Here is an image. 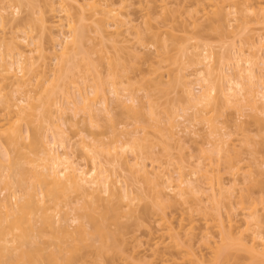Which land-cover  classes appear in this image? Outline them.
<instances>
[{"label":"bare ground","instance_id":"obj_1","mask_svg":"<svg viewBox=\"0 0 264 264\" xmlns=\"http://www.w3.org/2000/svg\"><path fill=\"white\" fill-rule=\"evenodd\" d=\"M182 2L171 12L195 34L196 49L188 60L196 67L190 74L201 84L199 94L188 80L182 81L195 117L215 127L211 113L230 104L240 107L243 102L252 112L263 113L264 34L257 45L253 34L247 33L264 28V0ZM46 5L37 16L33 0H0V143L5 148L7 173L0 178V264H85L87 257L90 264H115L117 259L126 264H220L222 260L264 264V213L258 206L234 200L235 192L241 193L242 167L227 137L218 139L223 143L219 141L220 146L216 140L208 142L215 143L208 152L210 159L214 154L216 158L205 162L189 154L194 161L182 163L174 174L169 168L170 152L163 147L156 151L148 143L150 131L145 126L142 129L148 131L128 129L126 140L110 143L88 136L74 141L68 136L67 119L57 113L68 112L75 118L84 112L92 125H99L101 116L113 115L110 105L114 103L109 105L104 92L117 90L116 71L122 55L112 56L105 67L107 42L138 56L149 28L126 19L111 0H46ZM167 7L168 3L162 5L163 10ZM83 22L91 26L89 35L96 41L80 30ZM20 24H25L22 36L17 33ZM37 26L49 31L52 46H44L32 35ZM211 33L219 38L218 50ZM133 34L136 41H132ZM158 34L155 31L153 37L158 39ZM243 36L237 46V38ZM85 38L97 48L90 43L91 51H85ZM57 42L59 50L54 47ZM48 68L53 69L50 75ZM92 78H97L94 84ZM81 83L90 89L81 88ZM75 87H79L78 98ZM59 95H65L68 106ZM127 100L134 108L138 98L129 94ZM148 101L151 113L157 115L154 100ZM20 117L27 118V130L21 128ZM161 131L157 135L164 136L158 137L174 141V133ZM77 147L90 156L91 167L75 156ZM16 156L23 163L16 162ZM223 157L231 161V187L220 168ZM148 159L158 164L150 165ZM4 191L8 192L2 196ZM73 194L83 204L73 206V214L65 211L62 215V204L74 202ZM192 213L205 216V225L198 231ZM60 221L64 222L61 228ZM72 223H77L78 236L71 235ZM140 227L153 236L151 240L139 236ZM61 232L70 236L66 247L56 238L55 233Z\"/></svg>","mask_w":264,"mask_h":264},{"label":"rangeland","instance_id":"obj_2","mask_svg":"<svg viewBox=\"0 0 264 264\" xmlns=\"http://www.w3.org/2000/svg\"><path fill=\"white\" fill-rule=\"evenodd\" d=\"M111 1L115 5L114 7H117L126 19H133L136 21H134L135 24H138L143 28H149L144 32L145 42L143 45L140 44V46H142V49L139 51L138 56H133L132 54L128 55L124 50L127 54L126 55L123 53L124 51L122 52L117 45H114L112 43V41L107 42L108 52H105L106 57L104 58V61L102 60V63H104L105 67L107 66V64H109V60L112 56L122 55V57L120 58L121 66L116 71V73L119 74L118 76L121 81V83L119 81V84L116 86L117 90L115 91H117V93L115 94V91H110V89L107 88L109 85L105 86L107 90L104 92V95H106L107 99L109 98V105L111 103H114L112 104V106L110 105V108L112 107L111 113H113V115H108L110 116V118L107 117V115H105V117L101 116V119H99L100 124L92 125L89 121L88 115L84 112H80V114H78V116H76L75 118L71 116V113H69L68 115V112H65L66 114L57 113V115L61 116L64 120L67 119L64 128L67 129L68 136H71V138H73L72 140L74 141L88 136L98 142L110 143L111 141H119V139H121V141L126 140V136L128 135H126L125 133L126 131H128V129L132 130L135 127H138L137 130H139V127H141L140 129H142V127L145 126L144 128L147 127L150 131V141L148 143H150L152 147L154 146L155 148H153L157 149L156 151H160L163 148H166L168 152H170L168 158L171 161V165L169 166V168L172 169V172L174 171V174H177V172L180 171L182 163L185 165H190L192 160L194 161L195 157H203L205 162H209L216 155L214 154V157H211L210 159L208 149L210 148V146L212 147V145H215V143H213L212 145L209 143H211V141L213 140V142L217 141L218 145L221 143V140H219L220 143H218V139L221 136H223L224 138L227 137L229 140L228 142H230L231 144L230 148L234 149L233 153H236L239 156V164L242 167L239 176L242 178L243 182L241 181V183L238 185V189L241 193L238 194L235 192L234 197L236 195L237 196L234 200H238L239 202L243 201L242 205L244 206H258V208H262L261 212L264 213V109L262 110L263 113H259L256 111V113L259 114L258 115L255 112H252L253 109H251L250 106H244V102L242 105L245 108L243 109H241L242 105L240 107H237L238 105L231 106V104L230 106L226 105V107L221 106L222 108H220V110L211 113V116L215 119V125H213L215 127L209 125V122L204 121V119L202 120L199 117H195V109L189 106L182 91V81L184 79L188 80L192 85L195 94H199L201 90V84L197 81V79H195L196 77L193 76L194 74H190L195 71L196 67L192 64H189L188 60V54H190L192 49H196V43L192 38L195 34L191 31V26L186 27L180 22L177 13L174 14L171 12V9L178 8L183 3V0ZM33 2L35 4L37 16H40L41 11L47 9L46 0H33ZM165 3H168V7L163 10L162 5ZM150 11L152 12V14H150ZM23 15H26V13ZM237 17H239V14L235 15L236 19ZM246 17L248 19L251 18L249 14ZM168 21L170 22V24L168 26H165V23H167ZM238 23V20H235L233 22L234 26H236ZM79 27L80 30L84 31V34L86 36L90 34L89 31H91V26L88 23L83 22L79 25ZM24 28L25 24H20V26H18L17 33L22 36V34H24L22 32V29ZM6 31L8 32L7 29ZM155 31L159 32L158 39L153 37V33ZM252 32L253 31L251 30L247 34H253L254 41L257 44L258 42H260V34H264V28H260L258 31H256V33ZM8 33L10 34V32ZM32 35H35L38 38V41H40L46 47L52 46L54 43L51 41L50 33L47 29L37 26ZM91 35L88 36V39L91 38L92 40L93 35ZM132 37V41H136L135 34H133ZM30 38L31 37L29 36L28 41H30ZM243 38L244 36L237 38V46H241V40H243ZM210 39L215 44L218 50L220 46L219 38L215 33H211ZM2 40L3 38L0 39V43L2 42ZM84 41L85 42H83V49L85 51H91L89 47L91 44L93 45V43H91L90 41L91 44H88L87 38H85ZM58 43L59 42H57L54 47L55 49L59 50V47L61 46ZM244 47H248L247 42H245ZM95 48L97 47L94 46V49ZM94 49H92L93 53ZM58 50L56 51L58 52ZM262 51H264V49ZM53 54L56 55L55 53ZM53 54L51 57H54ZM52 59L49 60L50 63L52 62V66H54L55 62H53ZM231 65L232 67H230L231 69H233V65L235 64L233 63ZM52 70V68H48L47 72L49 75L51 74ZM234 70L235 68L233 69V71ZM48 74H46V76H49ZM96 79L97 78H92L91 83L94 84L96 82ZM82 83L80 87L83 85L85 88L86 84L84 85ZM247 83L248 82H246V84ZM248 85L249 84H247V86ZM87 88L90 89L89 87ZM76 89L78 91L79 87H77ZM129 94H135V96L138 98V101L135 103L134 108L129 107L132 104L127 100ZM76 95L78 98V95H80L79 91ZM63 96L65 97V95H59L58 98L65 106H68L66 105L68 104L67 100H65L67 98L64 99ZM261 97L262 96L260 94L259 96H257V99L261 101ZM149 98L153 99L155 102L157 115H153L151 113V108L148 101ZM116 100L117 103H115ZM260 101L258 102L262 104ZM25 119L27 118H23V120L22 118L20 119V125L23 130H27L28 128L27 121ZM20 121L18 122V124L20 123ZM7 125L6 127L10 126ZM156 129H158L159 131L162 130L161 132L167 133L166 135H169L168 133H174V141H169L166 137H158V135L161 134L159 133L157 135V132L159 131L156 132ZM180 138L183 139V142H181V144L179 141ZM221 144L223 145V143ZM2 145L3 144L0 143V178L7 174L5 171V148ZM229 145L227 146L229 147ZM216 146L215 148H217ZM224 146H226V144H224ZM167 150L163 151L166 152ZM189 154L194 155L195 157L193 156L192 159V156ZM187 155L188 157L191 156L190 160ZM75 156L79 157V159L83 163H85L87 167H91L92 162L90 160V156L84 155V153L78 147L75 149ZM225 158L227 159V156H225ZM225 158L223 157L222 159H220V168H222L224 171V180L227 187H231L232 182L229 181V178L232 177L233 171L230 169L232 165L231 161L229 163V161H227ZM15 161L18 163H23V158L21 156H16ZM147 162L150 165L152 163L151 159H148ZM152 164L157 165L158 163L157 161H155ZM185 171L187 173H190L191 170L189 167H186ZM7 192L8 191H4V194L2 193V196H5ZM72 198L75 199V201L72 203L69 202L68 206H64V204H62L60 208L61 211H59L62 215L65 214V211L73 214L72 207L75 205L78 206L83 204L82 200L76 199L75 194L71 196V199ZM142 205L143 204H141L140 207H142ZM223 211L225 213V209H223ZM191 217L195 218V226L197 231L200 228L204 227L206 219L203 213H192ZM60 222V224H58L61 228L64 222ZM76 224L77 223H72V226H69L72 231L71 235L73 236H78V231L75 228ZM89 228L90 226H87V229ZM137 233L146 241L148 239L151 240V238L153 237L147 233L145 227H140ZM47 234L51 235L50 233ZM55 234L56 238H61L58 242L60 244L62 242L63 246L66 247V239H70V236L64 235L62 232ZM45 240H47V237H45ZM5 259H8V255H6ZM235 262V260H230L229 262L222 260L220 264H235ZM90 263L91 258L87 257L85 260V264ZM2 264L7 263L6 261H4ZM115 264L126 263L122 259H117Z\"/></svg>","mask_w":264,"mask_h":264}]
</instances>
